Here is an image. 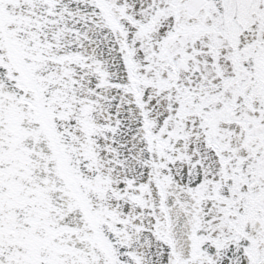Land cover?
Masks as SVG:
<instances>
[{"label":"snow or ice","instance_id":"1","mask_svg":"<svg viewBox=\"0 0 264 264\" xmlns=\"http://www.w3.org/2000/svg\"><path fill=\"white\" fill-rule=\"evenodd\" d=\"M0 264H264V0H0Z\"/></svg>","mask_w":264,"mask_h":264}]
</instances>
